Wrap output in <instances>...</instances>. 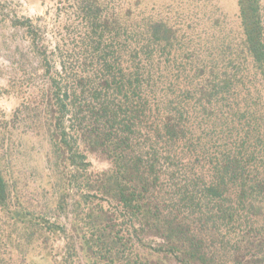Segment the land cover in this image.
I'll return each mask as SVG.
<instances>
[{
  "label": "rangeland",
  "instance_id": "obj_1",
  "mask_svg": "<svg viewBox=\"0 0 264 264\" xmlns=\"http://www.w3.org/2000/svg\"><path fill=\"white\" fill-rule=\"evenodd\" d=\"M0 172V264H264L237 0H0Z\"/></svg>",
  "mask_w": 264,
  "mask_h": 264
},
{
  "label": "trees",
  "instance_id": "obj_2",
  "mask_svg": "<svg viewBox=\"0 0 264 264\" xmlns=\"http://www.w3.org/2000/svg\"><path fill=\"white\" fill-rule=\"evenodd\" d=\"M237 2H238V7H239V17H240L241 26L243 29V34L245 37V44H246L247 50L255 61L263 62L264 43H263L262 36H261L262 26H261L260 13H259V9H260L259 0H237ZM60 103H62V101H60ZM61 106L62 108H64V105H61ZM123 172H125V174L128 173L127 170ZM225 173H227V169L224 171V174ZM221 181L224 182V175L221 177ZM116 182H117V179L115 183ZM116 184H118V182ZM250 188H251L250 189L251 195H249L250 197L254 194L264 195V185H262V183L258 185H252L250 186ZM241 189H242L241 191L242 193L240 197L245 199V197H247L248 194H246V189L244 188H241ZM6 194H7L6 183L0 172V202H3L5 200ZM261 209H264V207L261 208V206H259L258 208H256L254 207L253 204L250 205V210L252 212L256 211L258 212V214H260L262 211ZM166 229L169 231H173L171 224H169L166 227ZM192 246L193 245H190L187 248V250H183L180 247H178L182 255L184 253L186 255L185 259L183 260V264H202L201 263L202 259L198 256L199 251L194 250Z\"/></svg>",
  "mask_w": 264,
  "mask_h": 264
}]
</instances>
